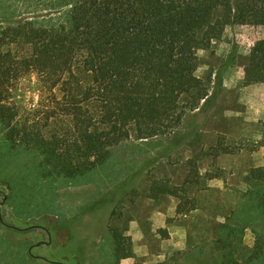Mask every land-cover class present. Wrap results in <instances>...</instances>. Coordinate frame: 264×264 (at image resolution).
Segmentation results:
<instances>
[{"label":"trees","instance_id":"trees-1","mask_svg":"<svg viewBox=\"0 0 264 264\" xmlns=\"http://www.w3.org/2000/svg\"><path fill=\"white\" fill-rule=\"evenodd\" d=\"M49 10L58 15L46 25L8 26L0 45L30 47L19 68L37 75L53 107L42 110L43 122L34 121L35 112L33 121L20 123L0 105V125L10 147L38 158L43 175L66 179L104 164L129 139L175 134L209 98L206 80L195 75L197 52L229 26L264 32V0H55ZM9 58L0 54V103L14 72ZM244 82L264 83V38L251 49ZM247 182L246 195L264 216V167L252 169ZM183 212L179 204L177 214ZM246 226L229 217L216 227L217 264H255L264 256L243 246ZM115 247L120 251L119 242Z\"/></svg>","mask_w":264,"mask_h":264},{"label":"rangeland","instance_id":"rangeland-1","mask_svg":"<svg viewBox=\"0 0 264 264\" xmlns=\"http://www.w3.org/2000/svg\"><path fill=\"white\" fill-rule=\"evenodd\" d=\"M53 2L55 0H0V33L8 26H16L24 21L33 20L46 25L50 17L58 15L49 10ZM263 38L264 32L260 27H227L219 40L197 52L195 75L206 80L209 91V98L201 111L186 115L179 130L170 137L149 141L129 139L112 148L104 164L94 167L80 178L43 175L38 158L22 148L10 147L0 125V192L8 196L7 206L2 208L5 222L11 223L15 218L20 221H44L46 224L55 218L59 224L69 227V221L73 220L77 221L72 227L79 222L83 227L91 222L93 227L98 222L100 226L95 230L100 235V261L95 264H119L112 255V232H115L120 243V254L126 252L132 256L133 244L125 231L129 217L135 210L154 209L159 204L154 200L159 195L158 187L165 186L170 192L176 190V202L188 212L185 218L175 216L177 224L186 230V247L176 250L171 244H166L164 260L159 262L155 254H150L151 263H219L220 253L214 245L215 231L229 217L245 226L250 219H254L248 223L249 228L246 226L243 246L249 253L264 252V216L254 211L255 205L246 195L251 190L247 182L249 174L242 176V180L232 175L237 170H249L250 173L252 165H258L251 155L264 149V121L257 124L238 122L239 119L234 116L243 110L238 90L223 87L220 80L231 72L232 78H242L241 82L246 85L244 68L249 54L255 43ZM0 54L9 55L14 68L0 105L16 113L15 122H31L35 112L38 115L34 121H41L42 110L53 107V104L48 92L41 89L37 75L27 67L19 68L21 61L30 55V47L6 41L0 45ZM261 102L258 99V105ZM243 127L244 132L248 131L247 137L237 138L236 132ZM251 133L254 134L253 139ZM227 158L232 161H227ZM240 186L245 187L246 191L241 192ZM168 200V197H163L162 205L165 208L173 204ZM82 226L76 232L85 237ZM164 232L167 236V231ZM34 234L37 231L32 236ZM68 243L62 249L43 248V254H60L71 260L73 254H69V251L79 255L83 243ZM11 244L0 235V260L1 257L15 258V253L18 256L21 249L26 250L28 245L26 242L20 243V252H14ZM148 245L149 251H160L155 243L148 242ZM17 260L21 264L28 261L26 256ZM258 261L255 264H264V256L259 257ZM134 264H141L140 258H135Z\"/></svg>","mask_w":264,"mask_h":264},{"label":"crops","instance_id":"crops-1","mask_svg":"<svg viewBox=\"0 0 264 264\" xmlns=\"http://www.w3.org/2000/svg\"><path fill=\"white\" fill-rule=\"evenodd\" d=\"M221 80L223 87H229L231 90L235 91L238 90L237 94L241 98L239 103H242L243 106V110L238 111V113H236L234 116L236 119H239L238 122L241 124H257L259 121H264V83L243 85V79L232 78L231 72H227V74H225ZM240 83H242V85H240ZM258 99H261L262 101L260 105H258ZM244 109H246V111H244ZM244 131V127L243 129H239L238 132H236L237 138L241 136L247 137L248 131ZM251 134L253 139L254 134ZM251 158L254 162L258 163V165H252L253 169L256 167H264V149L258 153H253ZM236 159L238 160V157ZM227 161H232V159L227 158ZM248 171L237 170L235 173L233 172L232 175H235L236 177L240 178V180H242L243 177L249 174ZM239 189L241 192L246 191V188H243V186H240ZM158 191L159 195H157L154 200H157L159 204H156L154 209H150L149 211H144L141 209L139 211L135 210V212L129 217L125 231L127 236L131 237V242L133 244L131 248L133 257L126 252L124 254H120V251H116L115 245L118 243L117 235L115 232H112L114 241V250L112 255H114V261L117 259L119 264H134L135 258H140L141 264H153L151 263L153 260L151 259L152 256H150V254H155L156 260L158 258V261L161 262L164 260L163 255L165 254L164 247L166 244H171L176 250H184L186 247V230L184 227L182 228L177 224L175 216L177 218L180 216L185 218L186 213L188 212L184 210L182 214H177V207L179 204L176 202L177 200H175L176 196L173 194L171 195L170 193H162L160 190ZM175 191L176 190L172 189V192ZM164 196L168 197V201L173 203L170 208H165L162 205ZM99 224L97 222L96 225L92 227L93 224L90 222L89 226L83 227L82 223L79 222L75 225V227L73 226L69 230L68 235H70V237L68 238V242L76 241L83 243L82 248L80 247L81 250L79 251H81V253L79 255L74 251H69V254H73L71 256V261L81 259L83 260L82 264H95V262L97 263L100 261L98 255V239L100 235H98V231L95 230L98 226H100ZM81 226L84 229H82L83 232L85 231V237L80 236L78 234L79 231L76 232ZM165 230L167 231V236L165 235ZM148 242L155 243L157 246H159L160 251H156L155 253H153V251H149ZM68 244L69 243H67V246ZM16 248L19 251V246ZM22 250L23 249H21V252Z\"/></svg>","mask_w":264,"mask_h":264},{"label":"flooded vegetation","instance_id":"flooded-vegetation-1","mask_svg":"<svg viewBox=\"0 0 264 264\" xmlns=\"http://www.w3.org/2000/svg\"><path fill=\"white\" fill-rule=\"evenodd\" d=\"M0 227L4 232L0 233L3 239H6L9 243H12V249L18 251L16 247L20 243H28L26 250H22L21 254L18 256L15 253V258L7 257L3 259L1 257L0 264H21L18 258L25 259L27 257L28 261L26 264H82L83 260L76 259L74 261L69 260L63 255H52L45 256L43 254V248L55 247L56 249H62L67 247L68 234L74 222L77 220L69 221V225L59 224L55 218L51 223H44V221L36 222L37 220H24L20 221L13 218L11 223H6L2 215V208L7 206L8 196L3 195L0 192ZM50 217V216H45ZM79 217V216H78ZM37 231V234L32 236V233ZM7 232H12L8 234ZM41 232V233H39ZM7 235V236H6ZM7 237V238H6ZM16 237V238H13ZM39 250V251H38ZM19 252V251H18ZM39 252V253H38ZM18 257V258H17ZM24 257V258H23Z\"/></svg>","mask_w":264,"mask_h":264}]
</instances>
